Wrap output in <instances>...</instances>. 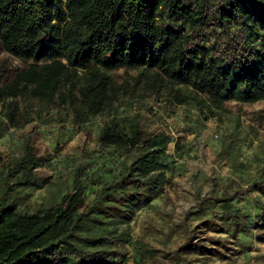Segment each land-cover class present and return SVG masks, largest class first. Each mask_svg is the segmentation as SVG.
I'll use <instances>...</instances> for the list:
<instances>
[{
    "label": "trees",
    "instance_id": "1",
    "mask_svg": "<svg viewBox=\"0 0 264 264\" xmlns=\"http://www.w3.org/2000/svg\"><path fill=\"white\" fill-rule=\"evenodd\" d=\"M0 51V138L37 120L100 117L98 146L119 158L102 175L80 165L67 193L33 206L22 190L44 184L37 171L50 160L29 137L17 158L0 154V264H231L247 252L264 228V162L247 187L214 182L182 223L168 222L156 202L179 141L131 109L157 97L202 120L264 101V0H0ZM223 144V155L237 149Z\"/></svg>",
    "mask_w": 264,
    "mask_h": 264
},
{
    "label": "rangeland",
    "instance_id": "2",
    "mask_svg": "<svg viewBox=\"0 0 264 264\" xmlns=\"http://www.w3.org/2000/svg\"><path fill=\"white\" fill-rule=\"evenodd\" d=\"M5 56L0 51V57ZM13 64L22 65L17 60H13ZM164 101L163 98L150 96L142 101L136 99L131 112L142 114V123L148 130L170 133L179 141V153L183 158L177 155L176 143H173L169 150L170 154L177 155V162L173 165L176 170L173 185L164 200L156 204L160 215L168 222L182 223L183 217L196 204V195L207 194L214 182L226 186L228 179L235 177L241 186L247 187L248 183L258 178L264 162V101L255 104L231 101L226 105V112L216 118L202 120L200 108L174 107ZM124 108H129V105H123ZM199 120L203 121L202 124L198 123ZM103 123L100 117L83 125L37 120L23 130L10 129L0 138V154L7 161L21 154L28 137L35 152L50 160L37 171L44 184L39 189L22 190L28 205L48 204L61 192L67 193L80 165L89 164L92 168L89 170L101 175L106 173L107 168L117 166L119 158L113 156L111 150L101 149L97 143L99 126ZM223 142L234 144L237 149L231 155H223ZM245 204L243 201L239 206L243 213L249 211V206ZM142 216L145 221L152 220L150 213ZM163 228V241L171 244L177 235L165 225ZM255 233L257 238L252 239L247 252L233 257L231 264H264V228ZM162 261L159 256L152 264H161Z\"/></svg>",
    "mask_w": 264,
    "mask_h": 264
}]
</instances>
